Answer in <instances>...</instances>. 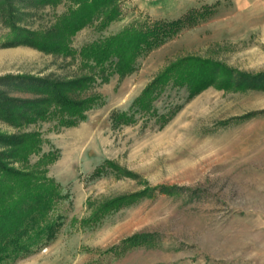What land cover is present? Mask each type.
Returning <instances> with one entry per match:
<instances>
[{
  "label": "rangeland",
  "instance_id": "1",
  "mask_svg": "<svg viewBox=\"0 0 264 264\" xmlns=\"http://www.w3.org/2000/svg\"><path fill=\"white\" fill-rule=\"evenodd\" d=\"M71 6L0 2V133L39 132L41 154L58 155L48 173L67 195L55 211L63 217L56 238L9 264H264V80L244 89L236 78L192 98L170 82L150 110L131 108L159 72L187 56L264 75V0H121L118 19L103 29L86 25L71 47L79 52L137 19H187L132 73L107 82L78 53L10 44L9 23L47 30ZM94 72L81 88L62 86ZM54 85L73 100L98 96V104L78 124L61 125L67 116L52 101ZM114 111L133 121L114 123ZM148 189L98 223L85 222L102 202Z\"/></svg>",
  "mask_w": 264,
  "mask_h": 264
},
{
  "label": "trees",
  "instance_id": "2",
  "mask_svg": "<svg viewBox=\"0 0 264 264\" xmlns=\"http://www.w3.org/2000/svg\"><path fill=\"white\" fill-rule=\"evenodd\" d=\"M56 4L60 0H40ZM72 6L58 17L47 30H32L13 23L9 36L11 45H29L47 53L74 55L78 53L82 64L91 69L99 68L101 81H109L112 75L125 76L136 69L137 60L174 36L186 23L187 16L173 20L137 19L110 36L93 40L81 47L79 52L70 45L72 36L92 22H98L103 29L121 16V0H70ZM2 4V0H0ZM96 73L64 83L68 90L81 88L87 79L95 80ZM237 80L240 88L259 87L263 74H247L225 64L198 56H187L169 64L147 84L134 99L131 108L150 110L153 101L164 87L172 82L188 88L192 98L210 85L230 88ZM221 79V81H219ZM54 101L66 114L60 119L61 125L72 126L86 118V111L98 104V96L73 100L63 93L61 85H54ZM48 101V99H46ZM40 101H28L33 108ZM26 106V105H23ZM21 105V107H23ZM20 107V108H21ZM31 107V108H32ZM14 122L11 116L1 115ZM114 123L133 121L126 111H114ZM0 143L8 146L0 151V264H9L26 256L43 245L52 242L61 226L62 215L55 211L61 200L66 198L62 185L48 173V165L58 155L42 151V137L39 132H24L19 135L0 133ZM40 155L35 163L29 158ZM21 163L17 167L14 164ZM100 169L98 170V172ZM147 191L102 202L92 215L85 220L98 223L111 210L130 202L132 198L147 196Z\"/></svg>",
  "mask_w": 264,
  "mask_h": 264
}]
</instances>
